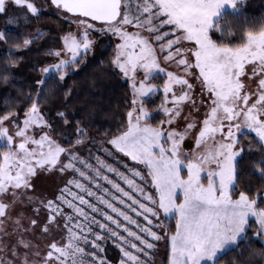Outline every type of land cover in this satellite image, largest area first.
<instances>
[{
	"label": "snow or ice",
	"instance_id": "6c2138e0",
	"mask_svg": "<svg viewBox=\"0 0 264 264\" xmlns=\"http://www.w3.org/2000/svg\"><path fill=\"white\" fill-rule=\"evenodd\" d=\"M244 3L50 0L76 27L47 49L54 59L36 69L42 78L25 106L0 114V264H113L108 242L120 252L116 264H153L161 241L167 264H221L241 241L264 242V183L241 186L246 157L248 174L264 182V16L250 20ZM13 7L24 9L25 21L44 10L37 0H0V15L13 25L20 18ZM229 17L244 21L235 35ZM45 35L37 28L13 42L5 27L0 43L11 56ZM96 36L108 37L114 74L131 87L125 119L103 139L90 136L67 103L54 116L43 107L49 82L74 74ZM15 63L0 68V80ZM157 93L158 120L148 106ZM71 96L65 89L69 103ZM42 172L66 177L50 197L36 194Z\"/></svg>",
	"mask_w": 264,
	"mask_h": 264
},
{
	"label": "trees",
	"instance_id": "16d2710c",
	"mask_svg": "<svg viewBox=\"0 0 264 264\" xmlns=\"http://www.w3.org/2000/svg\"><path fill=\"white\" fill-rule=\"evenodd\" d=\"M37 3L40 5V0H37ZM243 12L250 20L254 17L264 16V0H246L243 5ZM226 22L233 27L234 35L236 30L244 26L242 18L229 17ZM8 32L13 42H20L24 38L20 32L14 30H8ZM6 46L7 51H0V68L10 59L15 60L16 63L11 66V71L6 73L9 79L7 81L0 80V114L11 108H15L17 111L22 109L29 95L35 90L34 84L18 73L25 62V55L23 54L25 49H12L13 54L9 56L10 45ZM111 55L112 50L109 48L103 51L99 57L88 56L85 63L81 64L74 74L66 77L62 83L49 82L47 89L50 90V94L43 107L50 110L54 116L55 112L65 110L64 105L67 103V111L72 112L76 119L85 122V126L89 129V135L95 136L96 139H103L104 131H114L118 128L120 122L125 119L131 88L122 79V75L114 74L110 65ZM65 89H71L70 103L64 98ZM159 99H162L161 93L152 96L148 104L154 112L156 120L163 118L156 114L153 103H158ZM251 139H253L252 136L245 137V144ZM252 151L253 153L258 152V146ZM250 159L251 157H246L245 161L242 162V170L245 173L241 180L242 187L248 183L257 186L264 183L257 175L248 174L250 167L248 160ZM165 222L169 226H174L175 218ZM262 249H264V244L258 239L251 241V247L247 246V242L241 241L240 249H232L226 253L221 258V264H243L241 256L249 264H264V256L260 254ZM105 252L107 258L116 264L120 258L118 248L108 242L105 245ZM168 256L169 251L164 264H167Z\"/></svg>",
	"mask_w": 264,
	"mask_h": 264
},
{
	"label": "rangeland",
	"instance_id": "374dc122",
	"mask_svg": "<svg viewBox=\"0 0 264 264\" xmlns=\"http://www.w3.org/2000/svg\"><path fill=\"white\" fill-rule=\"evenodd\" d=\"M40 3L41 4H38V6H43V12L39 15V17L29 16L27 21H25V19L23 18L24 9L20 7H13L11 9L12 14L20 17L17 21V24L15 25L8 23V17L0 15V29L7 27L8 30L20 32L23 37L24 35H30L34 33L37 28L46 32V35L41 40L33 42V45L30 47V49L24 48L25 52L23 54L25 55V62L18 70L19 75L24 76L25 79H29L34 84L35 89L37 88L35 81L42 78V74L36 69L43 66L45 63L51 62L54 59L48 54L47 49L50 47H59L60 35L67 29H75L76 27L75 24H71L68 20L63 19L61 16L57 15L56 9L50 6V0H40ZM95 40L96 43L94 46V50L89 53V57H99V55L103 51L110 48L107 44L108 37L96 36ZM0 51H7V46L3 43H0ZM169 70L173 69L169 68ZM122 79H124V81L127 82L130 86L129 80L123 75ZM154 82L157 84H161L162 80L157 79ZM185 112H187V109H185ZM180 123H183V121H180ZM192 144L193 141L190 138H186L184 147L186 149L191 148ZM105 159H108L110 162L115 163V161H112L109 157H105ZM129 163L131 164L134 162ZM117 167L122 166L117 164ZM65 179V176H62L56 172L39 173L34 180L36 194L40 195L42 198L45 196L50 197L57 191L59 187L62 186V183ZM23 210L26 211L29 215L31 214L30 206L25 205ZM43 215V213L40 214L41 220L43 219ZM7 231L9 233L11 232L10 224L7 228ZM5 239H7V237H5ZM35 241L40 245L41 249H43L47 243L46 239L40 236L39 228L35 230ZM168 251H170V249L166 245L165 241L159 242L157 250L150 254L153 264H164L165 257L168 255Z\"/></svg>",
	"mask_w": 264,
	"mask_h": 264
}]
</instances>
